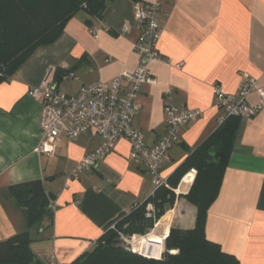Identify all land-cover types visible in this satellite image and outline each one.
Segmentation results:
<instances>
[{
    "label": "crops",
    "instance_id": "0c3cea01",
    "mask_svg": "<svg viewBox=\"0 0 264 264\" xmlns=\"http://www.w3.org/2000/svg\"><path fill=\"white\" fill-rule=\"evenodd\" d=\"M139 2L161 3L164 31L159 51L164 60L149 66L156 83L145 85L138 95L142 110L134 127L144 142L153 146L166 134V100L180 110L203 112L202 118L182 128L180 143L162 162L163 178L169 179L220 127L214 85L233 94L248 76L264 89V0H108L102 19L76 14L56 43L39 49L0 84V242L29 231L31 249L42 264L73 263L157 190L145 166L131 159L126 140L117 142L97 170L79 180L71 179L73 169L101 139L95 132L78 140L62 137L53 156L37 153L42 140V106L29 95L30 88L40 86L50 69H54L53 80L61 92L62 83L69 80H64V75L58 79L57 71L76 77V91L65 93L70 96L91 83L110 82L120 74L134 72L139 64L134 50L139 36L135 6ZM248 103H260L257 91ZM189 175L193 180L181 191ZM196 176L197 171L191 170L182 179L174 206L165 205L153 233L167 237L172 229L195 228L197 208L180 196L190 192ZM34 181L44 183L47 194L56 197L57 207L55 211L48 208L52 221L45 217L29 229L26 204H20L9 189ZM205 232L209 241L241 264H264V108L252 119L239 120ZM152 237L150 233L142 239L148 249L155 247ZM141 238L135 234L133 243Z\"/></svg>",
    "mask_w": 264,
    "mask_h": 264
},
{
    "label": "trees",
    "instance_id": "16d2710c",
    "mask_svg": "<svg viewBox=\"0 0 264 264\" xmlns=\"http://www.w3.org/2000/svg\"><path fill=\"white\" fill-rule=\"evenodd\" d=\"M107 3L108 0H0V84L11 78L39 49L56 43L76 14L84 12L89 17L102 19L108 9ZM65 74L58 70L56 76L61 79ZM239 120L235 117L226 120L173 173L168 186L157 189L148 201L136 205L97 240L93 250L71 264H241L219 244L209 241L205 232L208 211L218 198ZM191 170H196L197 176L189 194L182 197L197 208L195 228L172 229L165 240L164 253L166 234L151 233L159 242L157 256L135 245L136 252L120 246L121 234L144 235L152 228L146 217L148 205L160 208L158 217L161 218L162 208L171 201L174 203L173 191ZM191 180L193 175L186 177L181 191ZM9 191L20 204L27 200L24 214L29 229L45 217L52 221L48 207L50 200L56 197L47 194L42 181L12 186ZM169 217L170 214L163 223ZM168 228L164 230L167 232ZM32 241L29 231H24L0 242V264H42L31 249Z\"/></svg>",
    "mask_w": 264,
    "mask_h": 264
},
{
    "label": "built area",
    "instance_id": "2783aa9c",
    "mask_svg": "<svg viewBox=\"0 0 264 264\" xmlns=\"http://www.w3.org/2000/svg\"><path fill=\"white\" fill-rule=\"evenodd\" d=\"M135 13L139 36L134 50L139 57V64L134 72L120 74L110 82L91 83L84 86L76 96H70L59 90L53 80L54 69H50L41 85L29 90V95L42 106V140L36 149L37 153L53 156L55 144L62 137L78 140L95 132L101 139L100 145L73 169L70 176L73 180H79L83 174L97 170L115 149L117 142L126 140L131 147V159L145 166L153 178L154 186L157 189L168 186V179L160 173L162 162L168 158L169 151L180 143L182 128L203 117L201 110H180L166 100V134L155 145H147L134 127V119L142 110L137 97L145 85L156 83L150 75L149 66L164 60L159 51L164 31L161 3L139 2L135 6ZM176 67L181 68L182 64ZM63 79L76 80V77L66 74ZM255 91L260 96V103L253 106L248 103V98ZM213 95L214 105L219 112L218 126L232 117L252 119L264 108V89H260L257 80L252 77L244 76L233 94L226 93L216 84ZM56 207L55 199L50 200L49 210L55 211ZM130 244L133 248V242Z\"/></svg>",
    "mask_w": 264,
    "mask_h": 264
},
{
    "label": "rangeland",
    "instance_id": "374dc122",
    "mask_svg": "<svg viewBox=\"0 0 264 264\" xmlns=\"http://www.w3.org/2000/svg\"><path fill=\"white\" fill-rule=\"evenodd\" d=\"M61 89H62V91L64 92V93H68V94H73L75 91H76V83H75V80H69V81H64L63 83H62V85H61ZM195 182V181H194ZM194 182H193V184H194ZM181 183V182H180ZM193 184H192V187H193ZM180 185V184H179ZM192 187H191V189H192ZM190 189V190H191ZM175 191H178V188L177 189H175L173 192L175 193ZM189 194V193H188ZM177 194L175 193V200H176V198H177ZM181 198H183L182 196H180ZM172 199V198H171ZM175 200H174V203H175ZM170 203H171V207H173L174 206V203H173V201H171V202H169V205H170ZM172 203H173V205H172ZM162 210H163V212H165V208L163 207L162 208ZM161 211V209L160 208H156L155 207V205L154 204H149L148 205V207H147V210H146V212H147V215H146V217H147V219H148V221H150L148 224L150 225V224H152V228H150L148 231H147V233L146 234H144V235H141V234H138V235H140V236H142V237H145V235H147V234H150V233H153V231H155V226H156V224L160 221V217H158V215H159V212ZM164 215V214H163ZM36 228V227H35ZM168 237V236H167ZM166 237V238H167ZM166 238L164 239V244H165V240H166ZM142 239L143 238H141L140 239V241L142 242V244H143V246L142 247H140L141 248V250L142 251H148V250H150V249H148V247L147 246H145L144 245V243H143V241H142ZM133 240H134V235H132V236H126V235H124V234H121L120 235V239H119V241H120V246H122V247H124L125 249L126 248H128V246L130 247V250H134L133 252H136L135 251V249H134V247L132 248V246H131V242H133ZM145 241V240H144ZM155 247L154 248H152L153 250H157L158 251V247H159V242L157 241V242H154V243H152ZM165 247V246H164ZM153 250L152 251H150V252H152L153 253ZM139 253V252H138ZM146 256V255H145ZM162 256V255H161ZM148 257V256H147Z\"/></svg>",
    "mask_w": 264,
    "mask_h": 264
},
{
    "label": "bare ground",
    "instance_id": "6f19581e",
    "mask_svg": "<svg viewBox=\"0 0 264 264\" xmlns=\"http://www.w3.org/2000/svg\"><path fill=\"white\" fill-rule=\"evenodd\" d=\"M152 239H153V241H151V243H154V242H157V239L155 238V237H152ZM135 246H137L139 249H141L140 247H142L143 246V244H142V242L140 241V240H136L134 243H133ZM153 249H150V250H148V252H150V251H152ZM153 254L155 255V256H157L158 255V251L157 250H153Z\"/></svg>",
    "mask_w": 264,
    "mask_h": 264
},
{
    "label": "water",
    "instance_id": "95a60500",
    "mask_svg": "<svg viewBox=\"0 0 264 264\" xmlns=\"http://www.w3.org/2000/svg\"><path fill=\"white\" fill-rule=\"evenodd\" d=\"M23 204H26V201H23Z\"/></svg>",
    "mask_w": 264,
    "mask_h": 264
}]
</instances>
